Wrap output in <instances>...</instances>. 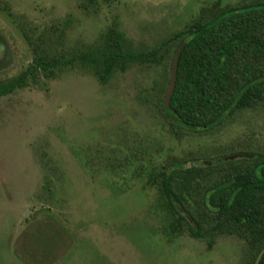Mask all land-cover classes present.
<instances>
[{"label":"rangeland","instance_id":"rangeland-1","mask_svg":"<svg viewBox=\"0 0 264 264\" xmlns=\"http://www.w3.org/2000/svg\"><path fill=\"white\" fill-rule=\"evenodd\" d=\"M256 1L0 0V83L32 61L27 37L69 49L98 43L114 25L136 49L152 50L195 19ZM167 65L130 63L104 85L76 68L0 95V264H33L26 230L49 215L67 233L53 264L245 263L246 243L234 235L211 247L187 232L166 235L150 177L232 153L264 154V107L235 109L207 131L174 132L161 109Z\"/></svg>","mask_w":264,"mask_h":264},{"label":"trees","instance_id":"trees-1","mask_svg":"<svg viewBox=\"0 0 264 264\" xmlns=\"http://www.w3.org/2000/svg\"><path fill=\"white\" fill-rule=\"evenodd\" d=\"M64 33L58 31L57 43ZM29 38L32 61L0 83V95L31 84L42 86L45 80L76 68L91 73L101 85L130 63L167 62L168 74L174 51L184 42L169 107L161 102L174 132L207 131L235 109L264 107V0L217 9L208 20L189 22L152 50L136 49L114 25L107 27L98 43L69 49L51 46L41 37ZM44 165L55 172L50 161ZM150 183L156 185L164 207L160 206L168 220L166 235L187 232L206 240L208 247L220 235H234L246 243L244 264H254L264 248V154L232 153L189 167H164L151 174ZM43 189L51 203L49 180ZM49 217L26 230L24 250L33 264H53L65 244L64 227ZM259 264H264V252Z\"/></svg>","mask_w":264,"mask_h":264},{"label":"water","instance_id":"water-1","mask_svg":"<svg viewBox=\"0 0 264 264\" xmlns=\"http://www.w3.org/2000/svg\"><path fill=\"white\" fill-rule=\"evenodd\" d=\"M184 45V42H181L178 47L176 48V50L174 51L173 54V58H172V62H171V69H170V73H169V79H168V83H167V87L163 96V106L164 108H168L169 107V103H170V97L173 93L174 90V86H175V76H176V71H177V61H178V56L179 53L182 49ZM264 252V248L262 250H260V252L258 253L254 264H259V260L261 258L262 253Z\"/></svg>","mask_w":264,"mask_h":264}]
</instances>
